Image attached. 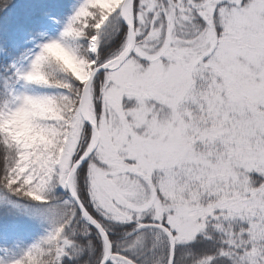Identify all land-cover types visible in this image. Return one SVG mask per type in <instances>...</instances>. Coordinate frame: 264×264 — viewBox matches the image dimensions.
I'll use <instances>...</instances> for the list:
<instances>
[{
    "label": "snow or ice",
    "instance_id": "obj_1",
    "mask_svg": "<svg viewBox=\"0 0 264 264\" xmlns=\"http://www.w3.org/2000/svg\"><path fill=\"white\" fill-rule=\"evenodd\" d=\"M18 76L61 91L0 103L10 264H264V0H82Z\"/></svg>",
    "mask_w": 264,
    "mask_h": 264
},
{
    "label": "rangeland",
    "instance_id": "obj_2",
    "mask_svg": "<svg viewBox=\"0 0 264 264\" xmlns=\"http://www.w3.org/2000/svg\"><path fill=\"white\" fill-rule=\"evenodd\" d=\"M57 10L50 9L45 14H38L33 19H42L34 22L28 16L18 21L16 14L8 13L0 20V103L24 92H43L58 94L61 90L56 88H37L28 85L19 78L18 73L27 71L31 61L39 53L41 46L52 40L59 39L71 17L75 14L82 0H58ZM61 2V3H60ZM51 3V0H49ZM52 6L58 5L55 0ZM13 17H12V16ZM19 22V23H18ZM17 24V25H16ZM20 30L18 36L11 41L1 40V36L8 37L4 29ZM82 46L84 40L79 42ZM63 189H54L52 195L59 198ZM66 198V197H65ZM0 215L3 224L0 227V261L10 264L20 258L31 245L46 236L51 229L50 211L46 206L37 204L25 197L11 194L0 186Z\"/></svg>",
    "mask_w": 264,
    "mask_h": 264
},
{
    "label": "trees",
    "instance_id": "obj_3",
    "mask_svg": "<svg viewBox=\"0 0 264 264\" xmlns=\"http://www.w3.org/2000/svg\"><path fill=\"white\" fill-rule=\"evenodd\" d=\"M47 1V2H46ZM53 0H51L52 3ZM45 8L51 9L53 6L49 3V0H0V20L7 15L8 13L14 12H23L27 8L32 7L31 13H35L39 11V4H45ZM42 8V7H40ZM2 25L0 24V27ZM8 37L1 36V40L5 39L4 41H11V38L15 36L14 31L11 28L4 29ZM3 219H5L2 215H0V225L3 223Z\"/></svg>",
    "mask_w": 264,
    "mask_h": 264
},
{
    "label": "clouds",
    "instance_id": "obj_4",
    "mask_svg": "<svg viewBox=\"0 0 264 264\" xmlns=\"http://www.w3.org/2000/svg\"><path fill=\"white\" fill-rule=\"evenodd\" d=\"M35 78V77H34Z\"/></svg>",
    "mask_w": 264,
    "mask_h": 264
}]
</instances>
